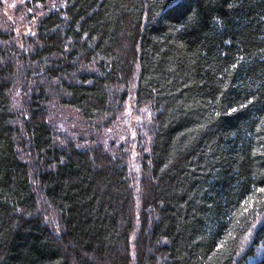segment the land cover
<instances>
[{"label": "trees", "instance_id": "obj_1", "mask_svg": "<svg viewBox=\"0 0 264 264\" xmlns=\"http://www.w3.org/2000/svg\"><path fill=\"white\" fill-rule=\"evenodd\" d=\"M22 6L33 33L0 24V264H130L134 245L136 264H264V0ZM130 97L150 115L109 152Z\"/></svg>", "mask_w": 264, "mask_h": 264}, {"label": "rangeland", "instance_id": "obj_2", "mask_svg": "<svg viewBox=\"0 0 264 264\" xmlns=\"http://www.w3.org/2000/svg\"><path fill=\"white\" fill-rule=\"evenodd\" d=\"M29 0H0V24L6 29H12L16 37H20L21 35H27L29 33H33V23L34 19H29L24 16V6L23 3ZM51 2H56L57 0H50ZM28 15V13H27ZM15 27V29H14ZM149 108L146 106L137 107V104L134 101V97H130L127 100V103L124 104L123 109L119 111L118 116L112 121L110 124L109 130H104L101 128L99 131L100 137L103 138V147L105 150L109 149V152L113 150L120 151L121 147L125 145L124 140L135 138V133H132V127L136 123H142L144 117H148L150 112L148 113ZM22 113V112H21ZM62 133L69 134L68 125L63 124L61 126ZM104 130V131H103ZM146 135L148 132L143 131ZM112 137H117L116 141H113L111 145L108 140ZM133 141V140H132ZM122 144V145H121ZM30 160H33V157L29 156ZM123 161L127 170V180L128 186L130 190L132 208H133V232H137L139 230L141 224V209L142 202L139 201V195L141 194V198L143 195V180H141L143 174L140 171V158L138 153V145L135 148L128 151L127 155L123 152ZM142 183V184H141ZM137 213L135 214V211ZM39 213L46 214L49 218L54 217V212L50 211L48 207L42 205L40 203V207L38 209ZM50 226H52L51 221H47ZM132 240L135 242V234H133ZM132 249V248H131ZM136 247L134 245L133 255H130V264H136ZM252 261L250 262V264Z\"/></svg>", "mask_w": 264, "mask_h": 264}, {"label": "snow or ice", "instance_id": "obj_3", "mask_svg": "<svg viewBox=\"0 0 264 264\" xmlns=\"http://www.w3.org/2000/svg\"><path fill=\"white\" fill-rule=\"evenodd\" d=\"M235 67V66H234ZM241 107H244L243 105H241ZM235 111H237L236 109H231L230 110V112H235ZM259 191H262V192H264V189H259ZM218 247H219V245H218Z\"/></svg>", "mask_w": 264, "mask_h": 264}]
</instances>
